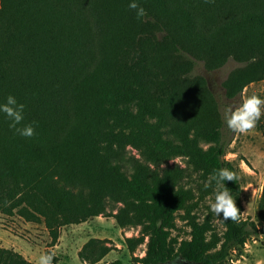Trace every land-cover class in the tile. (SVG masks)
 I'll list each match as a JSON object with an SVG mask.
<instances>
[{"label": "trees", "instance_id": "obj_1", "mask_svg": "<svg viewBox=\"0 0 264 264\" xmlns=\"http://www.w3.org/2000/svg\"><path fill=\"white\" fill-rule=\"evenodd\" d=\"M137 2L142 17L129 0H0V102L14 95L19 126H34L20 136L0 113V214L44 224L52 244L64 226L113 217L140 226L124 238L130 254L147 238L136 264H226L264 235V183L257 220L242 216L241 178L227 182L239 222L197 212L213 169L241 171L226 158L220 102L194 69L238 63L223 82L238 107L264 80V0ZM178 157L184 165L170 164ZM179 215L186 237L173 235ZM108 243L89 238L79 260L121 249ZM0 264L36 263L0 247Z\"/></svg>", "mask_w": 264, "mask_h": 264}, {"label": "rangeland", "instance_id": "obj_2", "mask_svg": "<svg viewBox=\"0 0 264 264\" xmlns=\"http://www.w3.org/2000/svg\"><path fill=\"white\" fill-rule=\"evenodd\" d=\"M237 66L238 63L232 59L224 66L212 71L207 70L201 61H197L195 65L194 72L207 77L220 102L222 113L225 105L234 106L233 101L225 95L223 82ZM250 85L244 89L242 99L250 95H257L264 99V80L254 82L253 86ZM223 131L225 140L230 142L226 158L234 160L241 171L240 178L244 189L242 216L257 220L258 205L264 183V106H262L260 118L252 129L240 133L229 129L225 124ZM170 164L184 165L180 157L172 159ZM212 198L213 195L208 194L200 200L196 210L201 217L209 212L207 202ZM176 222L173 235L179 234L181 237H186L189 230L186 222L181 219L180 215ZM215 223L218 229L222 230L218 219H215ZM139 231L140 226L120 228L113 217L97 216L86 222L62 227L58 240L52 244L51 236L44 224L27 222L18 216L0 214V247L13 249L36 264H38L40 255L45 253L54 254L53 260L55 261H52V264H82L78 258V252L91 237L106 238L111 244L121 246V249H115L107 254L106 260L121 258L125 264H136L132 257L145 255L147 238L137 246L133 254H130L125 246L124 238L138 236ZM226 264H264V235L249 239L242 248L241 254L235 252Z\"/></svg>", "mask_w": 264, "mask_h": 264}, {"label": "clouds", "instance_id": "obj_3", "mask_svg": "<svg viewBox=\"0 0 264 264\" xmlns=\"http://www.w3.org/2000/svg\"><path fill=\"white\" fill-rule=\"evenodd\" d=\"M128 7L135 10L137 17L145 14V9L140 6L137 0H129ZM264 106V99L257 95L244 97L238 107L225 105L223 109V118L226 126L236 132L244 133L252 129L256 121L260 118ZM23 103L18 102L14 95L9 94L3 102H0V113L9 121V127L23 137H31L34 134L33 124L21 125L24 120ZM240 176L237 172L229 170L226 167L213 169L209 181L205 183L204 188L212 187L213 198L208 200L207 206L209 211L216 217L224 221L239 222L240 210L236 205L235 199L231 194L228 181L237 183ZM54 258L53 253H45L40 255L38 264H52Z\"/></svg>", "mask_w": 264, "mask_h": 264}, {"label": "water", "instance_id": "obj_4", "mask_svg": "<svg viewBox=\"0 0 264 264\" xmlns=\"http://www.w3.org/2000/svg\"><path fill=\"white\" fill-rule=\"evenodd\" d=\"M155 264H195L193 261H190L186 258H183L181 256H177L171 260H168L166 262L162 263H155Z\"/></svg>", "mask_w": 264, "mask_h": 264}, {"label": "crops", "instance_id": "obj_5", "mask_svg": "<svg viewBox=\"0 0 264 264\" xmlns=\"http://www.w3.org/2000/svg\"><path fill=\"white\" fill-rule=\"evenodd\" d=\"M254 84V83H253ZM253 84H251L250 86H253ZM117 247L118 248H121V246L119 244H117ZM106 257V256H105ZM105 257L100 261V262H103L104 264H106L107 262L111 261L110 259L109 260H106ZM98 262V263H100Z\"/></svg>", "mask_w": 264, "mask_h": 264}]
</instances>
